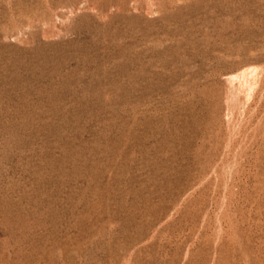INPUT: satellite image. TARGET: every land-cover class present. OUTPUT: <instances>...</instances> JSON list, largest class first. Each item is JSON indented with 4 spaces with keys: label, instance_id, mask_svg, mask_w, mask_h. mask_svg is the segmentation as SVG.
<instances>
[{
    "label": "rangeland",
    "instance_id": "374dc122",
    "mask_svg": "<svg viewBox=\"0 0 264 264\" xmlns=\"http://www.w3.org/2000/svg\"><path fill=\"white\" fill-rule=\"evenodd\" d=\"M0 264H264V0H0Z\"/></svg>",
    "mask_w": 264,
    "mask_h": 264
}]
</instances>
